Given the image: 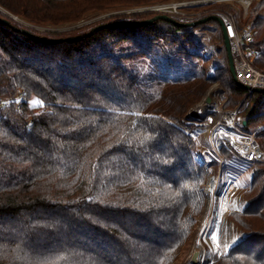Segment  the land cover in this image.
<instances>
[{"label": "trees", "instance_id": "obj_1", "mask_svg": "<svg viewBox=\"0 0 264 264\" xmlns=\"http://www.w3.org/2000/svg\"><path fill=\"white\" fill-rule=\"evenodd\" d=\"M154 1L168 0H0V7L34 25L60 26ZM253 1L244 16L233 3L204 8L229 9L240 29L253 24L246 50L264 70V0ZM0 18L10 22H0V264H173L218 164L200 159L212 150L188 111L220 83L226 108L242 103L245 129L264 126V91L248 94L234 80L219 23L211 21L224 52L210 75L207 43L195 33L210 22L157 19L48 43ZM256 139L264 151V129ZM219 152L233 158L223 146ZM250 164L244 205L229 214L241 238L218 264H264V161Z\"/></svg>", "mask_w": 264, "mask_h": 264}, {"label": "built area", "instance_id": "obj_2", "mask_svg": "<svg viewBox=\"0 0 264 264\" xmlns=\"http://www.w3.org/2000/svg\"><path fill=\"white\" fill-rule=\"evenodd\" d=\"M249 0H185V1H163L152 2L141 6L131 8L130 14H148L153 16L166 15L173 20L190 24L196 27V24L211 16H217L224 22L225 33L230 41L232 54L235 62V72L237 79L244 85L249 86L248 94H252L256 88H264V70L259 69L254 62L256 54L246 50V45L255 40L253 24H248L239 28L235 14L227 8L209 9L206 6L222 3H233ZM231 29V31L229 30ZM202 55L212 61L206 49ZM210 104L200 102L196 108L201 116H204L203 122L209 126V141L214 153L221 159L219 147L225 146L232 149L247 161H264V151L261 149L256 134L264 129V126H258L253 131H245V123L242 116L243 105L239 104L234 109H224L220 101L226 102L228 96L218 100L216 95H211ZM202 107V109L200 108ZM217 114L218 120L215 122L213 115ZM198 121V120H197ZM203 124V123H201ZM220 141H223L220 143ZM201 159V158H200ZM211 182L218 183L216 176L209 177L207 188Z\"/></svg>", "mask_w": 264, "mask_h": 264}, {"label": "rangeland", "instance_id": "obj_3", "mask_svg": "<svg viewBox=\"0 0 264 264\" xmlns=\"http://www.w3.org/2000/svg\"><path fill=\"white\" fill-rule=\"evenodd\" d=\"M168 1H185V0H168ZM154 2H163V1H154ZM253 0L249 1H239V2H233V10L237 14V16H244L246 13L250 11V6H252ZM258 2V1H257ZM152 3V2H149ZM147 4V3H144ZM144 4L140 5H135V6H116L114 8H110L108 10H105L101 13H91L88 14L84 19H82L80 22L77 23H72V24H64L60 26H53V25H34L29 22H26L22 20L21 18L17 17L15 22L20 24L22 27L25 29L31 30L36 32L39 35L45 36V37H61V36H76V35H81L85 32H89L92 29H94L96 26L104 24V23H109L121 19H116L119 17H126L129 15H132L128 13V11L136 6H141ZM0 12L5 14L7 17L11 18V16H15L4 9L0 7ZM140 15V14H139ZM151 18L156 17L153 15H149ZM16 17V16H15ZM150 18V19H151ZM12 19V18H11ZM220 25V23H219ZM215 25L213 23H210L206 25L205 30L201 29H196L195 33L199 36H201L204 41L207 43V47L205 48L206 51L209 53L211 56L212 61H209V66H210V75H214L216 73V66L217 62L222 60V54L224 52L223 49V44L220 42L219 39L216 38L215 34L213 33V30L215 29ZM211 29V30H208ZM217 31L222 33L223 39H224V34L221 25L217 27ZM225 40V39H224ZM225 42V41H224ZM204 49V50H205ZM203 50V51H204ZM202 51V52H203ZM216 95V98L219 100H222L223 98L226 97V90L224 89L223 85L220 83H214L209 90L206 92V95ZM204 96V97H205ZM204 99V98H203ZM202 99V101H203ZM219 100V101H220ZM200 101V102H202ZM200 102L196 103L199 104ZM194 104L193 106H195ZM225 102L220 101V105L224 109H228L224 106ZM192 106V107H193ZM191 107V108H192ZM190 108V109H191ZM244 109V108H243ZM218 115L214 114L213 119L215 122L218 120ZM200 122H197L196 125L199 127H202L201 130L195 132V134H198V138L202 141L208 140L209 142V147L210 149L208 151L212 150V153L209 152L207 156H203L201 159L204 163H208L211 160H215L218 164L216 167L210 169L209 175H208V180L206 183V189H207V201H206V206L199 217L196 227L194 228L192 234L190 235V238L186 242L180 256L178 259L173 263L176 264L181 256L183 255L187 245L189 244L199 222L201 221L204 213L206 212V208L208 206V201L211 197L213 202H215L218 206L219 209L223 208L225 206V201L228 198V207L229 211L226 214V227H225V233H224V245H223V252L222 255L225 254L240 238L239 232L235 229L234 225L232 222L229 220V214L233 209H241L244 205V200L242 197L243 191L249 186V181H250V174H251V164L249 161L241 157L238 153L234 152L232 149H227L229 152L232 153L233 158L231 160H226V158L219 152L220 158L214 153L210 141H209V126L205 125L206 121L198 120ZM190 122H195V121H190ZM203 123V124H201ZM245 131H252V128L250 129H245ZM223 141H220V143ZM223 144V143H221ZM216 176L218 180V189H217V194L213 196L210 191H208L207 184L209 183V177ZM218 197V200L217 198ZM222 255L219 257L217 262L215 264H218L220 258Z\"/></svg>", "mask_w": 264, "mask_h": 264}, {"label": "bare ground", "instance_id": "obj_4", "mask_svg": "<svg viewBox=\"0 0 264 264\" xmlns=\"http://www.w3.org/2000/svg\"><path fill=\"white\" fill-rule=\"evenodd\" d=\"M200 108L202 109V107ZM217 189L218 183L211 182L209 191L213 196L217 194ZM216 198L218 200V197ZM213 200L210 197L206 212L176 264H215L222 255L226 214L229 211L228 198L225 201V206L220 209ZM213 236L216 237L215 240Z\"/></svg>", "mask_w": 264, "mask_h": 264}, {"label": "water", "instance_id": "obj_5", "mask_svg": "<svg viewBox=\"0 0 264 264\" xmlns=\"http://www.w3.org/2000/svg\"><path fill=\"white\" fill-rule=\"evenodd\" d=\"M11 18L13 20H16L17 17L15 16H11ZM157 19H163L166 20L168 22L174 23L180 27H191L190 24H186V23H180L177 22L175 20H173L172 18L166 16V15H158L154 18L148 19V20H144V21H113V22H109V23H104L101 25L96 26L94 29H92L90 32L86 33V34H81V35H77V36H69V37H64V38H52V37H45V36H40L37 34L32 33L30 30L25 29L23 30L24 33L28 34L31 38L38 40V41H42V42H48V43H61V42H72V41H76L79 39H82L86 36H89L91 34H93L95 31H99L101 29L107 28V27H111V26H122V25H133V26H141V25H145V24H150L152 22H154ZM217 21L218 23H220L222 30H223V34H224V39H225V48L227 51V55L229 58V63H230V71L231 74L234 78V80L243 88H245L246 90H249V86L244 85L243 83H241L237 77H236V72H235V62H234V57L232 54V50H231V45H230V41L226 36L225 33V26H224V22L221 20V18L217 17V16H211L208 18H204L202 20H200L197 25L200 24H206L210 21ZM0 22L3 24H10L9 20L7 19H2L0 18ZM254 91H264V88H256ZM204 103L210 104L212 102V97L210 95H206L203 99ZM197 105V104H196ZM196 105L193 106L187 113L186 118L189 121L192 120H203L204 116H201L200 113L198 112ZM245 125L247 124V120H244Z\"/></svg>", "mask_w": 264, "mask_h": 264}, {"label": "snow or ice", "instance_id": "obj_6", "mask_svg": "<svg viewBox=\"0 0 264 264\" xmlns=\"http://www.w3.org/2000/svg\"><path fill=\"white\" fill-rule=\"evenodd\" d=\"M231 31V29H229ZM32 106H39V107H42L43 106V101L42 100H39V99H33L29 102ZM139 114V113H137ZM213 239L215 240L216 237L213 236Z\"/></svg>", "mask_w": 264, "mask_h": 264}]
</instances>
